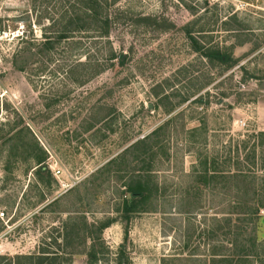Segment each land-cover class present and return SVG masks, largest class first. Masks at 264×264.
Wrapping results in <instances>:
<instances>
[{
  "label": "rangeland",
  "instance_id": "374dc122",
  "mask_svg": "<svg viewBox=\"0 0 264 264\" xmlns=\"http://www.w3.org/2000/svg\"><path fill=\"white\" fill-rule=\"evenodd\" d=\"M97 1L108 37L74 33L48 55L45 34L89 0H0V256L88 264L98 236L97 264L264 262V211L243 214L264 202V0ZM187 30L235 65L209 63ZM23 48L36 57L19 72ZM150 136L149 154L127 151ZM33 139L51 182L34 176ZM139 176L154 198L126 220ZM237 232L255 257L235 255Z\"/></svg>",
  "mask_w": 264,
  "mask_h": 264
},
{
  "label": "trees",
  "instance_id": "16d2710c",
  "mask_svg": "<svg viewBox=\"0 0 264 264\" xmlns=\"http://www.w3.org/2000/svg\"><path fill=\"white\" fill-rule=\"evenodd\" d=\"M84 13L79 14H70L68 17L63 19V28H61L60 32L56 40H51V38H47L46 34L44 36V42L41 44L40 50L45 51L48 55L52 53L54 50V45L56 44L55 41L58 43L61 41H66L70 38L74 33H79L82 31H92L97 32L96 35L100 39H104L108 37L109 30L111 27V19L110 15L107 13L108 10H104L97 0H89L88 6L84 5ZM190 25H186V28L188 29ZM0 32L4 33L3 29L0 26ZM186 36L190 42V45L194 52L202 55V57L210 62H218L219 64L226 65L227 67H231L235 65L236 61L233 62L232 55L226 53V51H222L219 48H205L204 46H200V44L193 38L192 33L187 30ZM23 40H21L22 42ZM36 57V54H33L31 52V48L25 50L24 48L19 50L15 56L14 60L12 62V66L16 71L24 72L26 70V66L28 65V60L31 58ZM262 137V136H261ZM150 137H147L145 140L137 143V145L134 147L131 146L130 149L128 148L127 151L134 150L136 148H139L138 152L140 156H144L146 154H149L152 150L150 145H147V143L150 141ZM34 140V139H33ZM31 149L34 152V164H35V170H34V176L35 178L40 182L43 183V177H47V182H51V174L48 170L47 166L45 165L46 156L43 152H41V149L38 147L35 140L31 144ZM126 152V151H125ZM36 153V154H35ZM127 153V152H126ZM136 159L141 160L142 158L137 157ZM206 164V163H205ZM204 182L206 179V176L208 175L207 168H204ZM124 193L125 198L122 202L120 211L123 215V217L126 220H130V218L133 215L140 214L147 212L145 208V204L148 203L151 199L154 198V193L149 187L148 180L144 179L143 177H137L135 180H131L124 186ZM129 196V198L127 197ZM264 211V202H260L258 205L247 208L245 211H243V214L247 217H257L260 215V213ZM245 216V217H246ZM240 221V220H239ZM109 222H103L100 223L99 226L96 228L97 233L100 234L104 229L109 227ZM256 231L253 230V235L256 238ZM236 238L231 242V245L234 247L235 255H246V256H254L256 254H249L246 252V254H241L242 249L240 250L239 254L236 253L239 251V232L236 234ZM96 240H99V237L97 236ZM96 240H93L90 250L87 254L88 256V264H97L98 257L96 256V253L94 252V247ZM250 247L252 248V244H250ZM256 247L253 245V250H255ZM249 250L251 253H255V251ZM249 252V253H250ZM257 264H264L262 258H258ZM65 260L63 259L60 254L56 252H48L47 250H42L40 254L38 255H31V256H22V255H15V256H0V264H64ZM117 264H126L125 260L120 257Z\"/></svg>",
  "mask_w": 264,
  "mask_h": 264
},
{
  "label": "built area",
  "instance_id": "2783aa9c",
  "mask_svg": "<svg viewBox=\"0 0 264 264\" xmlns=\"http://www.w3.org/2000/svg\"><path fill=\"white\" fill-rule=\"evenodd\" d=\"M57 174H59V173L57 172Z\"/></svg>",
  "mask_w": 264,
  "mask_h": 264
}]
</instances>
